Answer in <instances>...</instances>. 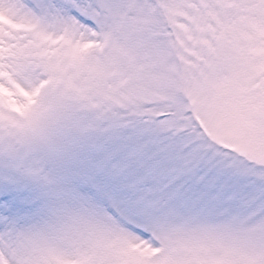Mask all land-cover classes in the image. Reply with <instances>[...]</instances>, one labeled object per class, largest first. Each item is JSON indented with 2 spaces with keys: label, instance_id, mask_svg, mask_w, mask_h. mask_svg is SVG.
Masks as SVG:
<instances>
[{
  "label": "snow or ice",
  "instance_id": "obj_1",
  "mask_svg": "<svg viewBox=\"0 0 264 264\" xmlns=\"http://www.w3.org/2000/svg\"><path fill=\"white\" fill-rule=\"evenodd\" d=\"M0 264H264V0H0Z\"/></svg>",
  "mask_w": 264,
  "mask_h": 264
}]
</instances>
